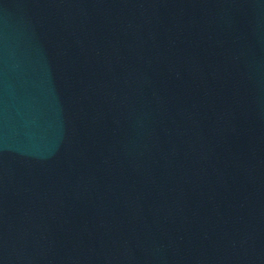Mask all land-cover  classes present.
<instances>
[{
    "label": "water",
    "instance_id": "95a60500",
    "mask_svg": "<svg viewBox=\"0 0 264 264\" xmlns=\"http://www.w3.org/2000/svg\"><path fill=\"white\" fill-rule=\"evenodd\" d=\"M0 264H264V0H0Z\"/></svg>",
    "mask_w": 264,
    "mask_h": 264
}]
</instances>
